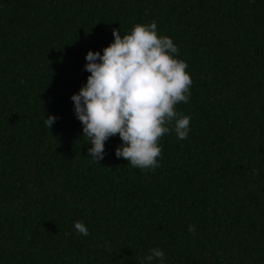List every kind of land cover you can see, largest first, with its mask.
<instances>
[{
	"label": "trees",
	"instance_id": "16d2710c",
	"mask_svg": "<svg viewBox=\"0 0 264 264\" xmlns=\"http://www.w3.org/2000/svg\"><path fill=\"white\" fill-rule=\"evenodd\" d=\"M153 21L188 65L189 134L166 125L154 170L117 158L118 135L94 161L71 100L85 57ZM157 247L151 264H264V0H0V264Z\"/></svg>",
	"mask_w": 264,
	"mask_h": 264
},
{
	"label": "clouds",
	"instance_id": "9594fccd",
	"mask_svg": "<svg viewBox=\"0 0 264 264\" xmlns=\"http://www.w3.org/2000/svg\"><path fill=\"white\" fill-rule=\"evenodd\" d=\"M114 42L100 52L89 51L84 70L90 73L87 83L71 97L74 111L91 147L92 160L104 158L105 142L119 136L121 146L117 158L141 170L159 167L162 149L159 141L174 121L178 139L189 134L191 117L177 112L176 105L188 103L192 78L188 65L177 58L178 47L172 39L157 33L155 21L134 24L131 31L121 35L113 29ZM58 118L48 116L45 126L50 130ZM76 231L88 236V228L80 221ZM188 231L195 233V227ZM144 257L147 264L153 259L163 262L165 253L151 248Z\"/></svg>",
	"mask_w": 264,
	"mask_h": 264
}]
</instances>
